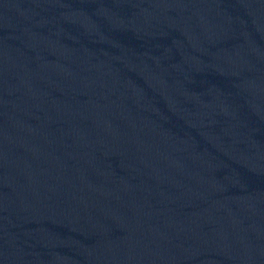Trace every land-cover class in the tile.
I'll return each mask as SVG.
<instances>
[{
    "label": "water",
    "instance_id": "water-1",
    "mask_svg": "<svg viewBox=\"0 0 264 264\" xmlns=\"http://www.w3.org/2000/svg\"><path fill=\"white\" fill-rule=\"evenodd\" d=\"M0 264H264V0H0Z\"/></svg>",
    "mask_w": 264,
    "mask_h": 264
}]
</instances>
